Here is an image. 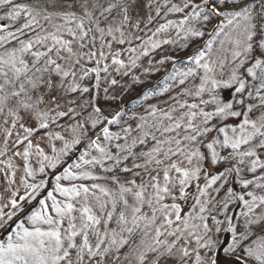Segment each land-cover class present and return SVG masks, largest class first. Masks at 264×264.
<instances>
[{
    "label": "snow or ice",
    "instance_id": "6c2138e0",
    "mask_svg": "<svg viewBox=\"0 0 264 264\" xmlns=\"http://www.w3.org/2000/svg\"><path fill=\"white\" fill-rule=\"evenodd\" d=\"M257 2L260 3L261 9H264V0ZM137 3L138 0H31L29 3L0 0V6L8 9L3 16H0V22L11 21V23H0V116L6 115L11 118L13 127L21 119L32 117L37 120L39 129L47 130L49 125L56 124L59 118L74 113L73 108L58 110L61 108L59 103L61 96L89 92V89L82 87L80 82L88 77L90 72L96 73L97 81L101 79V72L108 73L109 66L100 65L109 58V55L112 57L113 65L123 67V60L118 58L120 53L111 51L112 42L125 44L127 29L139 27L138 20L132 23V13ZM253 6H241V11L233 10L226 14L231 16V19L227 20L228 25H235L243 36L242 40L233 41L236 47L233 58L244 56L254 61L250 67H246L245 61L241 60L232 72L231 83L239 84L235 91L241 95V99L237 101L241 111H233L231 103L217 107L214 113L203 109L193 111L199 108L196 103L181 105L189 109L181 117L187 131L183 141L187 143L181 147L182 140L172 137L157 141V147L141 154L144 157L143 165L134 162L132 168L124 167L122 169L124 173L139 168L148 172V181L141 180L139 184L135 179L122 183L120 177L114 174V168L120 165L121 159L127 160L133 155L130 149L117 144L115 146L117 152L114 154L107 145L101 146L90 139V143L100 154L99 157L93 156L85 160L84 157L88 153H84L79 159L85 165L98 166L106 173L113 174L103 177L93 175L90 171H81L77 174L73 169L79 170L81 168L79 163L65 167L62 174L53 173L55 184L52 190L46 192L45 198L37 201L39 208H33L25 213V216L15 223L14 228L12 222L16 209L23 211V206L18 204L17 200H12L13 212L4 213L6 219L0 218V229H7L6 241H0V264H109V258H111L110 264H121V257L118 254L122 248L129 245L130 239L137 232L140 233V242L124 256L126 262H129V258L135 254L136 264H187L195 253L194 264H217L211 252L214 251L218 241L209 239L204 242L210 229L205 222V216L201 215L207 211V205L217 197L207 201H202L201 197L210 196V191L206 189H212L213 185L224 181V184H219L215 189L219 194L221 188H225L228 182V175L233 172L237 176L242 170L253 174L257 169L264 172V163L257 155V150L264 153V95H260L261 89H264V58H257L264 57V40L259 41L254 49L252 41L256 35L257 25L253 23L251 12ZM164 7L172 13H184L186 9H191L179 21V26L186 33L184 38L187 39L200 37L204 33L198 29L185 27L186 21L202 19L207 23L213 16L225 15L224 9L228 7V0H200V2L183 0L182 6L172 4L169 7L165 4ZM205 8L208 9L207 12L204 11ZM160 11L161 9L157 8L156 16L160 15ZM152 19L153 17L149 16L148 22L151 23ZM173 24L174 21L169 20L166 24H161L156 31L163 32ZM149 42L151 43V38ZM163 43L167 44L171 41L165 40ZM151 47L156 49L160 45L151 43ZM105 49L109 51L106 52ZM250 53L252 55H249ZM142 55L147 56L148 51H143ZM203 55L200 53L195 61L197 67L204 69L202 82L195 93L188 92L189 95L200 96L206 90L205 86L209 81L213 88L219 83L208 75L213 71V67L201 62ZM89 64L95 66L89 67ZM132 64L135 65L134 60ZM241 68H244V72L238 75ZM177 75L187 78L195 75V72L193 69H188ZM247 77H250L254 83L246 85ZM173 79H176V76ZM184 82V79L179 81L180 84ZM111 83L115 84L116 81L112 80ZM225 86H230V83ZM249 88L251 90L247 91V95L251 97L254 91L259 96V106L255 100L245 105L243 95ZM208 90L211 91V88ZM52 105H55V108ZM257 111L260 115L257 119H253L252 115ZM49 113L54 115L50 116ZM165 115L169 120H173L172 116L167 113ZM118 116L119 113H116L111 119L107 117L104 119L107 123L113 124ZM198 116L202 118L203 127L195 123ZM214 116H243L239 126L231 128L232 135H229L225 127H218L216 131L223 134V139L214 138L206 144L211 150L212 164H216L218 160L237 161V164L231 165L226 172L213 175L205 188H201L197 183L195 188L199 195L194 197L192 211L184 214L179 201L188 200V189L193 181L199 180L202 171L200 162L207 158L206 154L201 153L198 148L193 150L191 146L204 143L203 137L213 130L209 122ZM101 117L102 109L94 107L93 112L89 114L93 128L101 123ZM5 123L8 121L6 120ZM87 123V120L84 123L77 121L73 131L78 130L79 136L74 137L71 143L65 142L59 156H67L75 145L80 144V137L85 134ZM20 127L28 133L24 137L27 146L23 153L17 152L16 155H23L27 160L29 149L33 147L29 137L32 136L34 129L24 127L22 123ZM181 128L180 122H174V126L165 127L164 132L171 133ZM101 131L105 140L113 139L107 127H103ZM7 134L11 135V132ZM46 134L53 136L50 132ZM54 138L64 139L59 133L54 134ZM169 143H175L176 150L169 147L164 151L159 146ZM217 145L225 149L231 148L232 151L221 156L216 150ZM242 145L248 146L247 149L240 150ZM53 151L55 152L56 149L53 148ZM125 152L127 155L121 157ZM39 153L43 156L42 150H39ZM59 156L53 158L44 156V160H50L47 167L55 169L59 163ZM180 156H183L189 165H193L195 161V165L182 167L183 161L178 162ZM252 157L256 159H251ZM105 161H113V167H105ZM237 165H243L244 169ZM39 171L44 173L43 163ZM25 172L29 177L34 176L33 169L28 165H25ZM102 179L111 187L97 183ZM255 179H264V175ZM62 181H81V183H73L66 187ZM253 183L252 179L242 180L245 189ZM44 187L43 180L39 184H25V188H30L32 191L27 196H20L19 200L25 201V204L30 200H36L39 190ZM256 187L264 189V184L257 183ZM245 194L251 199H245V195L236 196L231 187L225 190V208L228 201L238 199L243 202L247 211L243 213L242 228L233 226L229 222L227 231L231 232L233 243L225 248L224 252L226 255L235 256L236 264H264V236H260L253 245L245 247L244 243L253 230L264 233V211L256 215V209H264V196L257 197L253 192ZM195 219H199L201 224L193 223ZM112 222L115 223V227L111 226ZM216 223L220 222L216 221ZM201 227L203 235L197 234ZM216 231L220 232L222 229L217 227ZM125 233L128 235L125 236ZM185 236H195L196 244L201 249H207L209 255L202 256L197 249L189 252L186 244L181 246L179 242ZM238 250L245 255H239Z\"/></svg>",
    "mask_w": 264,
    "mask_h": 264
},
{
    "label": "rangeland",
    "instance_id": "374dc122",
    "mask_svg": "<svg viewBox=\"0 0 264 264\" xmlns=\"http://www.w3.org/2000/svg\"><path fill=\"white\" fill-rule=\"evenodd\" d=\"M233 1H234V3H232ZM242 1L243 0H236V2H235V0H228V6L240 5V3ZM140 2H142V0H140ZM7 10H8L7 7L0 6V16H3ZM152 12L154 15L152 14V16H151ZM174 14L175 13H172L171 16H174ZM132 15H133L132 23H135L138 20L139 21V27H140V25H142V22L144 19L148 20L149 16L153 17L152 21H154L156 19L155 10L152 9V11H151L150 7H147V8L144 7L143 2H142V5H139L137 3V6L135 7ZM163 17L164 16H161L160 19L162 20ZM167 21H169V19H166V21H163V23H161L160 21L156 22V23L158 25H161V24H166ZM211 21L212 20L210 19L209 22H211ZM0 23H11V21H3ZM199 23H202L201 26L207 25V23L203 22L202 19L199 20ZM212 23H213V21L210 23V25ZM139 27L138 28L130 27L127 29L126 38L127 37L130 38L129 40L132 42H131L130 46H128L127 42H125V50H124V54H123L124 56L120 53L119 50L118 51L116 50V47L114 46L115 42H112L111 51L119 52L120 53L119 59L125 58V61L127 63L125 62L123 67L115 65L116 67L113 66L111 68V66L113 65L111 55H109V58L107 60H104V63H103V65L107 64L109 66V69L111 68V72H113L114 74H115V72H119V70L124 71L122 73V77L124 76L125 82H127L131 86L132 85L135 86L136 85L135 83L141 81L142 77L149 76V74H150V72H149L150 69L148 70V68L146 66H144L145 70L143 72H140L139 68H137V65L135 68H131L132 67L131 64L130 65L128 64L134 60L135 64H139V66H140L141 64H143V62H145L147 60V58L151 54V53L149 54V51L152 50L151 44L147 43L146 45H143V43L145 41L142 38V36H140L141 39L140 38L137 39L135 36ZM172 28H173V26H169L166 30H164L163 32H160L159 35L156 36L155 43H159L160 41H165L169 37H171L174 34V32L171 31ZM260 30L262 31V33H264V27ZM171 32H172V35H169V33H171ZM228 33H229L228 38L232 41V43L229 46L224 45V46L220 47V49H219L220 52L217 54L218 58H219V56H221L220 60L216 61V63H215V60L217 58L215 59L214 57H212L210 60H207V61L205 60L202 62V63H208V64H210V66L213 67V71L208 73V75L215 80L220 78V76L218 75L219 71H222L225 69L228 70L227 67H228L229 63L234 59L233 58V51L236 50V47H235V44L233 43V41H235L237 39H241V40L243 39V36L240 34V30L237 29L235 27V25H232L231 27L228 28ZM171 41H173L174 46H177V45H175L176 41H174L173 38H171ZM178 46L181 47V44H179ZM217 46L218 45H216V48H217ZM131 49H135V51H131ZM139 49H141V50H139ZM172 49H173L172 45H168L166 47V53L165 54H169L170 52H172ZM105 50H106V52L109 51L108 49H105ZM143 51H148V55L147 56L142 55ZM149 59L152 61L155 60L154 58H149ZM236 59H237L236 60L237 63H238V60H239V63L241 60H244V61L246 60V58L244 56H241V57L236 58ZM221 65H223V66L221 67ZM117 69H119V70H117ZM234 69H235V66H234V68H232V71H230L228 74L222 75L221 80L225 81L226 84L231 83V76H232V72ZM193 70L195 72V75L188 76L187 80L185 77H181L180 79H184V81H186V83H188V85H189L188 87H190V88L193 85L194 86L193 92L189 91V90H188V92L195 93V91L199 88V86L202 82L201 78L204 76V69H203L202 73H201V70L199 71V69L196 70L193 68ZM213 72H216V75H214ZM78 76H79V73H78ZM101 79H103V78H101ZM180 79L173 81L172 93H173V91H177V90L179 91V89L181 88L180 83H179ZM83 80L85 81L83 87L88 86L89 92L83 93V94L82 93H77V94L71 93L68 95H62L61 99L59 100L61 108H64V107L67 108L69 105H71L70 100H73V101L78 100L77 106L82 108V110L85 109L88 111V109H90L93 112L94 107H100L102 109V117H101V123L97 124L96 127L93 128L92 122L89 119V114L92 112H89L87 114V117L85 119V121L86 120L88 121V123L85 125L86 131H85V134L80 137V140L82 139L80 144L76 145V150H75L76 152L78 151L80 145L85 140V138L90 136V135H93L105 123L104 122L105 116H112L116 111H118V110H116V108H117L116 106H114L115 108H113L112 110L110 109L113 107L114 99H112L111 97H108L107 95L99 94L100 102L99 101H98L99 103L94 102V99L92 97L95 95V93H94V90L90 86L93 83L92 82L93 78L89 76V77L84 78ZM83 80H82V82H83ZM115 80H116V83L113 85H115L116 87H119L124 82L119 77H116ZM197 80H198V82H197ZM210 85H211V81H209V83L205 86L206 90L204 92L207 91L206 93H209L208 89L210 88L209 87ZM211 91H212V86H211ZM188 92H186L184 94L183 99H182L183 102H185V100L189 99V101L191 103H196L199 105V107H201V102H202L201 96L204 94V92L201 93L200 96L189 95V94H187ZM53 95H57V93H53ZM216 95H218L215 98L216 100H222L220 97V93H218ZM239 95L240 94L236 92V98H235V102H234L235 106H236V102L239 99ZM41 107H43V105H41ZM52 107L55 108V105H52ZM60 109H58V110H60ZM110 110L112 112L108 113V111H110ZM196 110L198 111L199 108ZM232 110L236 111L237 109H235L233 107ZM78 113L79 112L75 111L74 113L70 114V116H67L64 119L61 118L59 124H57L54 127H51L49 125V128L47 130L39 129L37 120L35 118H32V117H26V118L21 119L19 122L16 123V126L13 127L11 118H9L6 115L0 116V153H3L2 155H0V218L6 219V217H4L3 214L13 212L11 201L14 199L17 200L18 204L23 206V211H21L19 208L16 209V214L13 217V222H12L13 225H15V223L18 222L21 218H23L25 216V213H27L31 209H33L34 206L37 209L39 208L37 201L39 199L45 198L46 192L51 191L53 186H54V184L52 187L47 186V183L49 181H52V180H50L52 173L50 172L51 167H47V165L50 163L48 161H50V160H44L43 157L48 156L49 158H51L50 156L52 154L53 148L56 149L55 152L60 153V149L63 148V141H69V143H71V141L73 140L74 137L79 136V132L73 131V128L75 127L76 123L71 122V121H73V119L77 118ZM259 113L257 111L254 115H252V118L257 119L259 116ZM49 115L50 116L54 115V113H49ZM6 120L8 121V123H5ZM237 121L238 120H234V119L231 120V122H230L231 125H228L227 123L224 122V124L221 127H225L229 131V135H232L231 128L238 127L240 124ZM21 123L24 124V127H31L34 129L32 136L29 137L32 140L33 147L31 149H29V156H28L27 160H25L23 155H16L17 152L23 153L24 148L27 146V141H24V137L27 136L28 133H26L24 131V128L20 127ZM119 123L120 122L116 121L112 126L109 127V129H113L114 127H116L115 129H117V131H118L119 127H117V126L119 125ZM115 129H114V131H115ZM7 132H11V135H8ZM48 132L53 133V136L50 137L49 135H47L46 133H48ZM56 133H59V135L64 137V139L63 140L55 139L54 134H56ZM102 136H103V133L101 134V136L98 139L103 138ZM214 138H219L222 140L223 134L218 133L217 131L215 133H210V134L206 135L205 137H203V140H204L203 144H197V145L191 146L193 150H196L198 148L201 153L206 154L207 158L200 162V166L202 168V171L200 173L199 180L193 181L192 185L188 189V192H189L188 200L187 201H179L182 209L184 210V214H188L189 212L192 211V204L194 203V197L199 195V193L196 191V188H195V185L197 183L199 184V186L201 188H205V185L207 184L208 181H210V179L213 175H218L220 172H226L227 169L231 165L237 164V161L225 162V161L218 160L216 164H212L210 162L211 161V150H209L206 147V144L208 142H211V140ZM20 141H23V143H20ZM186 143L187 142H185V144ZM90 145H91V143L83 149V152L87 148H88L87 152L91 151L89 149ZM241 147H243V150H246L248 146L242 145ZM39 150L43 151V156L40 155ZM216 150L221 156H225L228 154V152L232 151L231 148L225 149V148L220 147L219 145L216 146ZM257 155L260 157L261 162L264 163V153H261L260 151L258 152V150H257ZM53 157H55V156H53ZM131 158H132V155L129 156L128 159L131 160ZM251 159H256V157H252ZM179 161H183V163L181 164L182 167H192L195 165V161L193 162V165H189L187 160H185L183 156L179 157L178 162ZM42 163L45 165L44 173H41L39 171V168L41 167ZM25 165H28L33 169L34 176L29 177L27 175V173L25 172ZM58 166L59 165H57V167ZM237 166L244 169L243 165H237ZM261 172H262L261 169H257V172L255 174H253L252 172L247 171V170H242L238 176L233 172V173L228 175V177H227L228 182L225 185V188H221L219 194H217L215 189L218 187L219 184H224V181H219L217 185H213L212 189H206L207 191H210V193H211L210 196H202L201 197L202 201H207V200H210L212 197H217V199L215 201H213L211 204L207 205V211L205 213L201 214V215L205 216V222L208 224V227L210 229L208 235L205 237L204 242H207V240H209V239H211L213 241H218L217 245L214 248V251L211 252V255L214 258H216L217 264H236L235 256L226 255L224 252V249L233 243L232 234H231V232L227 231V229L229 227V222H231V224L233 226H237V227L242 228V223L244 220L243 213H245L247 211V208L245 207L243 202L239 201L238 199H232V200L228 201L227 207L225 208L224 207V203H225V199H226L225 190L227 187H231L233 189L234 193L236 194V196L245 195V199H248V200H250L251 197H248L245 194L246 192H253V194L256 195L257 197L264 196V189L256 187L257 183L264 184V179H261V180L255 179V177H257V176H262V175H260ZM161 176H162V174H161ZM243 179H252V180H254V183H253V185H251L247 189H245L243 184H242ZM42 180L45 181V187L39 190V193L36 197V200H30L27 204H25V201L19 200L20 196H27L28 193H30L32 191V189H30V188L26 189L25 184H35V183L39 184ZM53 181H55V180L53 179ZM46 188H49V189H46ZM58 198H60V197L58 196ZM49 203H50V201H49ZM257 203H259V201H257ZM260 211H264V209H256V215H259ZM216 221H219L220 223L217 224ZM193 223L199 225V224H201V221L199 219H195V220H193ZM111 226L115 227V223L112 222ZM217 227L222 229V231L217 232L216 231ZM5 232H6V229H0V236ZM197 234L203 235V228L202 227L197 231ZM124 235L127 236L128 234L125 233ZM139 236H140L139 232L134 234L133 237L130 239L129 245H127L121 249L120 253L118 254L121 257V264H136L135 254H133L129 258V262H126L124 260V256L130 252L132 247H135L137 244H139V242H140ZM260 236H264V233H260V232L253 230L249 236V239L246 242H244L245 247H247L248 245H253L254 242L259 239ZM6 239H7V236L5 237V239L3 241H6ZM179 244L181 246L186 244L189 252H192L193 249H197L200 251L202 256L209 255V252L207 249H201L196 244L195 236H185L179 242ZM238 254L239 255H245V253H243L240 250H238ZM110 262H111V258H109V264H110ZM194 262H195V253L192 254V257L190 260H188L187 264H194Z\"/></svg>",
    "mask_w": 264,
    "mask_h": 264
},
{
    "label": "trees",
    "instance_id": "16d2710c",
    "mask_svg": "<svg viewBox=\"0 0 264 264\" xmlns=\"http://www.w3.org/2000/svg\"><path fill=\"white\" fill-rule=\"evenodd\" d=\"M181 1V2H180ZM16 3H29L31 0H15ZM144 3V7H150L151 11L152 9L156 10L157 8H160V15L156 16V21H152L151 23L148 22L147 19H144L142 22V25H140L137 33L135 34L136 37L142 36L144 39L143 45H146L147 43H155L156 36L159 35L160 32H157L156 29L160 26L156 22L166 21V19H169L171 21H174V24L172 25V32L174 34L172 35V32L169 33V35H172L167 40L171 41V38H173L174 41H176L177 46L173 45V41L171 43H163V41H160L158 44L160 47L156 49H152L149 51L150 56L147 58L143 64L139 66V64L133 65L132 62L128 63L131 64V68H135L137 65V68H139L140 72H143L145 70L144 66L150 69L149 76L142 77V80L135 83L136 85H130L127 82H125L124 76L122 77V73L124 71L119 70V72H111V68L115 65H112L109 69L108 73H100V77L103 79H100L99 81L96 80V73L90 72L88 77H92V85L91 88L94 90L95 95L92 97L94 99V102H100L99 94L107 95L108 97H111L114 99L113 107L110 108L111 110L115 108L116 110H119L121 107L126 106V109L122 113V115L119 117L117 122H120L117 127H119V130L115 129H109V133L112 135L113 139L111 141H107L104 138L96 139L95 141L101 146L107 145L111 151L115 154L117 152L116 145H122L126 149H130V151L133 153L131 160H123L121 159V163L118 166H115L114 168V174L118 175L120 177L121 182H125L127 180L135 179L136 183L139 184L141 180L148 181L149 175L148 172H146L143 168L139 169H133L130 173H124L122 169L124 167L132 168L133 163H138L143 165L144 163V157L141 155L142 153H148L150 152L154 147H157V141H164L169 139L170 137L175 139H181L182 145L181 147H184L185 142L183 141V137L187 134L186 131V125H184V121L181 120V117L184 113L188 112L189 109L187 107H181V105H189L192 104L189 99L185 100L183 102V96L186 92L194 90V86L192 85L191 88L188 87V83L186 81L184 84H180L179 91H173L172 93V83L175 80H178L181 78V76H178L177 74L180 72H186L188 69H199L201 70V73L203 72L202 67L196 66V58L200 53H203V61L210 60L212 57H214L215 63L216 61L220 60V57L218 58L217 54L220 52V47L226 45L229 46L232 41L228 38V28L232 25H228L227 20L231 19V16L226 15L230 11H241L242 7H248L249 5H254L251 8V12L253 14V23L257 25L256 27V35L253 37V46L254 49L257 47V43L261 40H264V33L260 29L264 27V9H261L260 3L257 2V0H243L240 5L237 6H228L224 9L225 15L220 16H213L211 20L212 22H207L206 26H201L202 23H199V20H191V22H185V27H191L194 29H198L204 33V35L200 37H189L185 39V31L183 28L179 26V21L184 18V15L187 12H190L191 9H186L184 13H175L174 16H171L172 12H168L167 8L164 7L165 4H167L169 7L172 4H177L178 6H182L183 0H142ZM142 2L138 0V4L142 5ZM197 2H200V0H197ZM236 2V0H235ZM234 3V1L232 2ZM203 7V5H202ZM205 12L208 11L207 8L204 9ZM153 12L151 13L152 16ZM154 15V14H153ZM164 16L161 20L160 17ZM200 27V28H199ZM183 30V31H182ZM149 38H151V43L148 41ZM175 38V39H174ZM130 38H126L127 45L130 46L131 42L128 43ZM141 39V38H140ZM186 42V43H185ZM181 44V47L178 46ZM168 45H172L173 49L172 52L169 54L166 53V47ZM216 45L217 48H216ZM221 45V46H220ZM114 46L116 47V50L120 51V53L123 55L125 50V44L121 45L115 42ZM141 50V49H139ZM106 51V50H105ZM128 52V51H127ZM222 52V51H221ZM152 55V56H151ZM249 55H252L251 53ZM124 56V55H123ZM119 58V57H118ZM149 58H154L155 60H150ZM257 58H264V57H257ZM125 63V58H120ZM237 59H233L229 65L228 70H222L219 71L218 75L220 76L217 81L219 82L216 87H212V91H209V93L204 92V94L201 96V107L200 109H203L206 112H215L217 107H223L226 103L233 104V107L237 109L236 111H241V106L236 102V106L234 105L235 98H236V91L235 89L239 86L237 83H230V86H225V81H222V75L228 74L230 71H232V68H237L239 64L236 61ZM236 62V63H235ZM254 61L252 60H245V66L250 67ZM103 62H101V67L103 66ZM127 63V62H126ZM218 63V62H217ZM216 65V64H215ZM95 66L94 64H89V67ZM244 72V68L239 69V72L237 73L240 75V73ZM214 75H216V72H213ZM176 76V79H173V77ZM246 76V73H245ZM116 77H119L124 82L119 86L116 87L111 83L112 80H115ZM102 80V81H101ZM187 80V78H186ZM199 80V79H198ZM197 80V82H198ZM116 81V80H115ZM81 81V86L84 85ZM246 85H250L251 83H254L251 81L250 77H247L245 79ZM98 85V86H97ZM127 85V86H126ZM212 85L209 87L211 88ZM89 88L88 86H86ZM165 89H168L165 91ZM251 90L250 88L246 90V92L243 95V98L245 100V105H247L249 102L255 100V103L257 106H259V96L256 95V93L253 91V95L249 97L247 95V91ZM80 93V92H77ZM74 93V94H77ZM98 95H97V94ZM220 93V97L222 100H216L215 98L218 96L216 94ZM260 95H264V89H261ZM95 97V98H94ZM228 97V98H227ZM239 99H241V95H239ZM238 99V100H239ZM102 100V99H101ZM71 105H69L67 108H61L60 110H67L68 108H73L75 111L79 112L77 118L73 119L71 122L77 123L79 121L80 123H84L87 114L89 112H92L90 109L82 110V108L78 107V100H74L75 103H72L73 100H70ZM220 101V102H219ZM98 102V103H99ZM207 102V103H205ZM97 103V104H98ZM205 103V104H204ZM199 106V105H198ZM79 108V109H78ZM108 111V113H111L112 111ZM198 110V111H199ZM247 109L245 108L244 111ZM74 111V112H75ZM193 111H197L196 109ZM167 113L168 115L173 117V120H169L167 116L165 115ZM259 113V111H258ZM72 114V113H71ZM260 115V113H259ZM62 117V119L66 118ZM259 117V116H258ZM238 120L237 122L241 123L243 120V116L241 117H217L214 116L212 121L209 122V126L212 127V132L215 133L216 129L218 127H221L224 122L228 125H231V120ZM61 118H59L56 122V124H50L51 127L56 126L60 123ZM174 122H180L182 124V128L176 130L175 132L166 133L164 132L165 127H173ZM195 123L200 125V127H203L202 124V118L197 117L195 120ZM99 126V125H98ZM115 129V131H114ZM127 129V131H125ZM76 132H79L78 130ZM119 137V139H117ZM155 137V139H153ZM82 140V139H81ZM140 141H143V143H140ZM58 142V141H57ZM69 141H63L64 143ZM164 151H167L169 147H171L173 150H176L177 146L175 143H169V144H160L159 145ZM88 149V148H87ZM87 149L82 151L81 154H79L77 157H75L76 153V145L72 148V150L68 153L67 156H59V152H54L52 150L51 158L53 156H59V165L57 168L53 169L51 168L50 172L51 177L50 180L47 183V186L52 187L53 184H55V181H53L54 176L53 173L59 175L63 173V169L71 164L79 163L81 164V168L79 170L73 169V171H76L77 174L81 171H90L93 175L98 176H111L113 173H106L103 169L99 168L98 166L93 167L91 165H85L83 162L79 159V157L84 154L88 153L84 157L85 160L91 159L93 156L99 157V153L96 151L94 145H90L89 149L91 151L87 152ZM240 150H243V147H241ZM259 152V150H258ZM123 155H127V152L122 153L121 157ZM175 159V158H173ZM50 162V161H48ZM105 167H113V161H105ZM151 170V166L149 168V171ZM260 175H264V172H261ZM63 185L68 187L71 186V184H79L81 181H62ZM90 183V182H89ZM97 183L102 184L106 187H111V185L105 181V180H99ZM36 184V183H35ZM49 189V188H46ZM54 195H58L54 193ZM35 208V206L33 207ZM14 227V225H13ZM7 231V229H6ZM6 235L3 233L0 236L1 241L5 239Z\"/></svg>",
    "mask_w": 264,
    "mask_h": 264
},
{
    "label": "water",
    "instance_id": "95a60500",
    "mask_svg": "<svg viewBox=\"0 0 264 264\" xmlns=\"http://www.w3.org/2000/svg\"><path fill=\"white\" fill-rule=\"evenodd\" d=\"M126 109V106H123V107H121L118 111H116L112 116H114V115H116V113H119V116L117 117V120L119 119V117L122 115V113L124 112V110ZM112 116H105V117H107L108 119H111L112 118ZM116 120V121H117ZM104 124L93 134V135H90V136H88V137H86L85 138V140L82 142V144L80 145V147H79V149H78V151L75 153V157H77L82 151H83V149L87 146V145H89L90 144V139L91 140H96V139H98L100 136H101V134L103 133L102 131H101V129L103 128V127H107V128H109L110 126H112L113 124H109V123H107V120H105L104 119ZM2 240V238L0 239V241Z\"/></svg>",
    "mask_w": 264,
    "mask_h": 264
}]
</instances>
